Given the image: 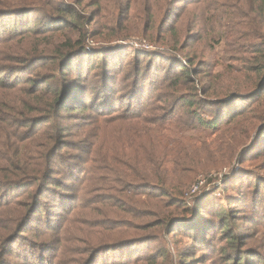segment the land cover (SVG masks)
<instances>
[{
  "label": "trees",
  "instance_id": "trees-1",
  "mask_svg": "<svg viewBox=\"0 0 264 264\" xmlns=\"http://www.w3.org/2000/svg\"><path fill=\"white\" fill-rule=\"evenodd\" d=\"M84 1L30 0L14 6L0 0V211L15 213L0 222L3 230L12 226L0 234V264H16L7 258L11 251L29 264H53L48 252L63 254L61 244L33 240L28 231L43 225L52 234L63 220L71 224L80 208L92 212L74 201L98 199L108 180L129 200L158 201L157 192L166 195L186 171L183 162L197 159L210 146L207 140L217 144L250 114L263 126L247 151L264 152V49L257 51L251 86L228 91L230 83L222 82L219 71H206L203 51L190 41L194 34L201 38L199 27L212 20L216 7L189 10L191 3L184 0ZM256 2L264 23V0ZM107 3L112 12L104 25ZM90 5L95 11L85 10ZM138 7L146 13L140 34L131 23L140 17L130 15ZM29 13L39 15L38 26H31ZM131 29L160 46L144 50L143 70L137 50L110 44ZM93 39L100 43H89ZM127 51L133 58L124 64ZM86 110L91 115L82 127L94 132L91 137L84 132L73 145L69 139L76 135L66 130L61 113ZM233 156L230 149L225 158ZM95 179L104 184L92 187ZM5 249L11 250L5 254ZM99 249L84 248L82 264L101 257Z\"/></svg>",
  "mask_w": 264,
  "mask_h": 264
},
{
  "label": "rangeland",
  "instance_id": "rangeland-1",
  "mask_svg": "<svg viewBox=\"0 0 264 264\" xmlns=\"http://www.w3.org/2000/svg\"><path fill=\"white\" fill-rule=\"evenodd\" d=\"M3 1L14 6L30 2ZM64 1L69 4L70 0ZM185 1L191 3L187 5L189 10L196 7L201 9L204 5L216 7L211 14L212 20L204 21L205 25L199 27L201 38L196 39L197 35L194 34L190 40L203 51L200 58L209 65L206 71H219L222 82L230 83L228 91L235 87L246 90L257 75L254 66L258 63L257 51L264 49V23L260 22L255 10L256 1L259 0L242 3L235 0H207L205 4H195L196 0ZM87 3L88 0H85L84 5ZM138 9L137 13L130 12V15L140 17L136 23L131 21L140 27L137 30L140 34L146 13L142 7ZM85 10L95 11V8L90 5ZM103 10L105 17L100 21L106 25L111 18V4L107 3ZM231 17L237 19L232 20ZM30 21L31 26H38L39 15L31 14ZM131 23L125 22L124 26L132 27ZM90 27V30L96 28L92 24ZM135 31L131 29L125 38L117 37L109 42L112 46L121 45L137 50L136 56L143 70L147 58L144 50L149 52L160 46L148 43L146 37L137 35ZM51 43H55V40L52 39ZM89 43L98 45L100 42L93 39ZM129 51L123 56L124 64L132 61ZM89 112H77L76 115L61 113L63 124H67L66 130L76 135L69 139L73 145L79 141V137H84V132L87 131L90 137L94 132V127L92 132L90 126L82 127L86 117L90 119ZM252 115L246 116L228 135L219 139L218 145L207 140L210 144L207 151L192 162L182 163L181 168L186 171L175 178L178 181L169 188L170 191L167 190L166 195L160 197V192H157L158 201H142L144 196L135 201L129 200L124 192L112 188L117 185L114 181L108 180L105 185L109 188L101 189L97 193L98 199L74 201L75 207H79L81 202L85 207L93 208L92 212L86 210L82 213L83 207L80 208L71 224L63 220L59 224L60 229H55L52 234L38 224V231L33 229L27 234L33 240L46 243V240L53 239L61 244L63 254L51 249L48 252L49 257L54 254L51 258L53 264H82L80 258L85 257L82 256L83 249L97 247H100L97 255L101 257L92 260V264H264V152L258 149L247 151V146L251 145L263 123L252 120ZM121 142L114 145L121 147ZM230 149L234 156L227 159L225 157ZM119 161L113 163L126 169L119 166L122 164ZM130 163L132 166L135 164L133 161ZM112 168L110 164L109 170ZM97 179L91 184L92 187L104 184V181ZM8 215L10 217L15 213L0 211V222ZM223 227L227 230L223 231ZM11 228L3 230L0 227V234L9 233ZM227 232L232 236L227 237ZM10 250L5 249V254ZM8 256V260L13 259L16 264H29L18 259L12 251ZM122 259L124 261H120Z\"/></svg>",
  "mask_w": 264,
  "mask_h": 264
}]
</instances>
